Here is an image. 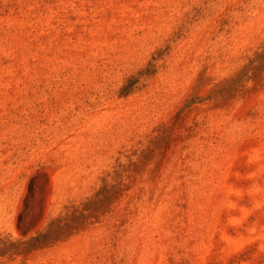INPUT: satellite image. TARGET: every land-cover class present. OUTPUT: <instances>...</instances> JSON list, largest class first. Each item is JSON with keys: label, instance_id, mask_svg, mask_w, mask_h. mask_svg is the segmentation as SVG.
Returning a JSON list of instances; mask_svg holds the SVG:
<instances>
[{"label": "rangeland", "instance_id": "374dc122", "mask_svg": "<svg viewBox=\"0 0 264 264\" xmlns=\"http://www.w3.org/2000/svg\"><path fill=\"white\" fill-rule=\"evenodd\" d=\"M0 264H264V0H0Z\"/></svg>", "mask_w": 264, "mask_h": 264}]
</instances>
